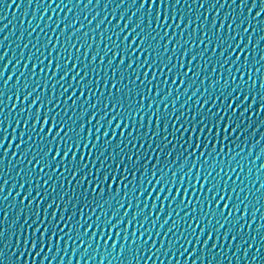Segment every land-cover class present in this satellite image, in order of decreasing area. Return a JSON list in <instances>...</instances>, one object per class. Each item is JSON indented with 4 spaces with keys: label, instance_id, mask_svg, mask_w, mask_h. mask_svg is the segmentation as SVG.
<instances>
[{
    "label": "water",
    "instance_id": "95a60500",
    "mask_svg": "<svg viewBox=\"0 0 264 264\" xmlns=\"http://www.w3.org/2000/svg\"><path fill=\"white\" fill-rule=\"evenodd\" d=\"M241 3L244 4L243 9L240 7ZM261 3H264V0H256L257 7L253 8L249 15L248 9L252 5V0H171L168 7H160V27L157 28L156 11L159 0H157V4H151V0H148V3H145L144 8L140 11H138L140 0H91V2L89 0H76L8 58L0 66V72L3 73L0 76V108L3 109V114L0 115V140H3V146L0 147V157L3 158L0 162V188H2V191H0V233H2L0 235V252L4 254L0 264H8L9 260L12 264H100L105 256L108 258L104 259V264H109L110 261L111 264H126L124 260L114 259V252L112 255H108L109 252H112V240L108 241L106 248L103 240H100L97 244V239L93 238L91 246H89V237L92 236V231H95V228L89 231L88 236L82 235L81 239H76L75 233H70L60 241L53 239L51 244H45L42 251L39 246L33 249L30 243L25 242L26 233L23 227L25 215L20 202L25 196H29L30 189L32 193L29 199L35 197L39 200L42 198L41 207H44L52 201L62 205V197L71 198L74 192L78 196L82 188L86 187V185H82L78 189L77 183L80 182V175L78 174L76 179L73 180L72 173L59 166V163H57L55 171L52 168H46L41 173V166L36 165L34 160L31 164L27 162L32 153L28 152L26 154V148L31 146L32 152H36L40 145L36 136H33L30 140L27 134L23 138L24 143L21 142L20 133L25 129V120H27V128L30 129L33 121L28 118L29 115L34 116L36 108L47 101L49 97H53V102L47 105L46 108H42L41 113L43 114L49 108H55L62 117L67 119L68 116L73 115V109L70 107L72 100H68L67 108L64 101L73 92L79 97L80 92L84 91V96L80 97L77 102L76 115L79 116L80 111L84 109L88 111L89 115L97 114L90 125L87 123L88 117H85V131L91 128L94 136L103 135L107 131L109 138L114 134L116 139L120 140L121 132H123L124 138L127 139L130 131L133 132V135H143L145 129L149 133L156 130L158 126L155 123V115L153 114L166 111L169 114L168 131L171 132L173 126L178 127L183 124V120L177 123L171 119L173 115L180 116L181 110L191 114V110L194 108L199 109L201 104H203L205 110L209 107L215 110L221 103L219 99L220 86L227 81L231 87H235V84L232 83V77H235V83L239 84L241 83L240 76L243 75L244 81L250 84L249 73H251L256 79V91L260 92V77L264 76V61L261 60V57L264 56V40L261 39V37H264V31L249 29L247 33H244L243 28H241L234 32L229 29L228 25L234 17L247 16L251 20L255 13L259 11ZM150 5L151 11L149 12ZM122 16L123 18H121ZM166 16L167 22H164ZM129 18H131V23L128 29L125 30L126 32L131 31V28L135 27L137 22H141V26L147 28L149 21H151V29H155L152 35L155 36L156 32H159V36L153 43H159L161 59L154 67L145 66L136 73L140 78L136 81L137 87H139L141 80L144 81L142 92L146 94L143 104L139 105L142 108L140 115L144 117L143 125L139 128V131H134L132 126L125 127L123 117L120 118L119 128H116L118 121L115 119L109 125L108 120L115 115V112L112 111L111 104L107 109L104 106V101L109 95L108 87L105 85L108 83L110 86L113 71L116 65L119 64L120 57L117 56L112 67H108V61L111 59L112 53L109 51L107 56L104 55L105 43L109 48L112 47V43L101 42L103 40L101 34L105 33L106 30L107 35H113L114 31L119 32L128 23ZM259 19L264 20V15ZM100 21H103V23H100ZM222 23L224 25L222 35L228 37L233 46L236 41L231 40L232 36H236L237 39H241L243 42H247L249 37L252 39V44L248 46L247 52L241 53L239 50L232 52L233 60L237 55H240L241 62H243L245 55L249 57L247 68L241 69L240 72L236 70L238 65L231 63L223 68L220 67L217 61H222L223 58L219 55V49L213 55V44L216 42L215 33ZM69 24L73 26L64 31L62 35V30ZM97 24H99L98 29ZM232 27L234 29L235 24ZM77 29H80V31L77 32ZM72 32H76V35L69 42L68 37ZM84 33H88L87 37L84 36ZM123 35L124 33H121L119 39L113 35V40L117 45L127 48L133 37L129 36L128 40L123 41V44H121ZM72 44H76L79 48V61H77V68L74 70L71 69L77 53L76 49L71 47ZM81 44H83V47H80ZM53 45L56 47L55 51H53ZM165 45H167L166 51ZM253 47H255V51H253ZM135 48L136 45H133V49ZM62 49H64V55L59 61L61 68L59 72H56L55 57ZM86 49H89L87 58H85ZM69 51L71 56H69ZM50 52L53 61L51 68H49ZM93 56L96 57L94 62L92 61ZM192 57H195V59H192ZM253 57L257 62L256 66L261 69L259 73L252 67ZM169 58L170 63L168 62ZM102 59L103 64L101 63ZM132 59L135 60L136 57L133 56ZM41 60H43L42 64L40 63ZM143 60L144 57L141 55L137 63L129 70L130 78H134L132 73L135 71L137 64L143 63ZM65 61L68 62V68L71 71H69L68 77L61 81L60 77L64 73L63 64ZM181 62H183V68L180 67ZM127 63L128 60L125 59V66ZM165 63H167V67L162 68L161 65ZM33 64L36 65L35 71L33 70ZM85 64H94L95 67V71L91 67L88 68L86 75L81 72V76L85 77L84 83L91 82L90 89H81L76 81L72 80V77L76 76V72L80 71ZM42 68L45 69L47 74V87L44 86L46 76L41 72ZM169 68L173 69L172 72L168 71ZM189 68L191 71H189ZM229 68L232 69L231 74L228 72ZM53 72L56 73L54 80L51 79ZM145 72H147L146 78ZM184 72H188V75L184 76ZM106 75L107 81L105 79ZM153 75H155L154 80ZM9 76L11 80H8ZM76 79L79 80L80 77H76ZM115 79H121L119 73L116 74ZM174 79L175 83H173ZM217 79H220V85L215 89L211 88L210 85ZM5 80H8L7 87L4 86ZM57 81L59 82L57 83ZM148 81H152V83L149 84ZM53 83L56 84L54 89L52 88ZM69 83H72L71 88L68 87ZM124 83L128 84L129 79H125ZM25 85H27V88H25ZM33 89L35 91H32ZM64 89H67V92H64ZM150 89L151 91H149ZM28 91H32V96L24 101L23 96ZM89 92L92 93V99H88ZM41 93L44 94L41 101L33 105L29 113L28 105ZM101 93H103V97L100 96ZM213 93L217 97L214 101L208 99ZM17 94L20 96L19 100L16 99ZM9 97L11 99H8ZM96 98L100 99L99 104H96ZM85 99H88V103L82 109L81 105ZM135 100L139 102L141 97L136 96ZM93 104H96L95 109L92 108ZM259 104L260 99L257 98L252 109L251 119L246 121L251 126L246 130H242L243 135H240V138L230 145L232 148L230 155L234 156L235 159L232 160L231 164H228L227 159L229 157H225L226 162L223 165L225 171H229L231 168H235L236 171L230 172V179L224 177L221 184L224 183V180H227L228 189L230 190L235 186L236 191L231 193V201L228 200L226 195L225 200L220 201V206L223 207L225 203H228L225 214H227V211H231L234 205L237 206V209L233 211L232 216L227 221L219 218L220 224H223L224 227H220L218 233L215 232L219 224L212 216L207 217V219L212 220L213 240L208 241L207 247L204 246L203 241L208 236V231L205 229L204 235L200 238V243H197L192 235V228H189V224H192L193 228L196 227V224L186 216V211L191 212L197 197L203 198L199 185L195 190L189 186V196L186 200H191L193 204H188L186 209L180 205L179 197L175 202H172L171 196L165 200L164 197L168 195L167 190L159 192L160 186L155 185V191L148 199L144 211V216L148 217L147 222L137 233L138 236L142 234L143 239L148 241L140 253L143 256L140 264H145V261H147V264H192L193 260L197 264H209V260H211V264H264V187H262L264 186V113L257 114ZM21 108L24 109L23 112ZM125 108L127 109V105H125ZM106 111L109 115H104ZM65 112H67V116H65ZM101 116H103V119H101ZM149 116H152L151 126L148 123ZM137 120H139V116ZM97 121H99L98 132ZM5 124L9 125L6 133L3 131ZM113 129H115L114 133ZM38 130L39 124L37 125ZM159 131L163 132V127H159ZM45 132H47V126H45ZM5 136L6 139H4ZM185 139H187V133H185ZM17 144L21 145L19 149L16 147ZM129 148L131 149V145H129ZM131 150L141 151L139 147ZM5 151H7L6 156ZM143 151H147V145H145ZM179 152L180 148L177 146L174 155ZM107 155L108 153H105V156ZM79 156L80 153L77 152V160H79ZM94 157L95 154H93V159ZM68 158L71 159V154ZM85 158L91 166L92 160L88 159L86 150ZM191 162L190 160L189 163ZM107 164L111 166L109 170L115 167V164L111 161H108ZM34 166L35 172H32ZM172 170L175 171V167ZM29 173L33 177L30 184L27 183ZM84 175H87V169ZM213 175L215 176V173ZM221 175L223 176V173ZM169 176H171V173H169ZM194 176L195 169L193 170V178ZM4 181H7V183ZM177 181H179V176H177ZM21 182H25L23 188L20 187ZM206 188L207 185H205V190ZM37 191L40 193L39 197H37ZM193 191L197 193L196 196L191 194ZM174 192L175 185L173 186ZM157 193L160 195L158 200L156 199ZM147 195L148 193H145L144 196L140 197L141 207H144V198ZM132 199L135 198L132 197ZM153 202L155 208L152 207ZM210 202L215 208V202L211 200ZM25 204H27V201H25ZM178 205L180 206L178 207ZM32 206L35 207L36 204L33 203ZM114 207L115 205H113ZM126 207L127 204H125ZM133 207L135 209V204ZM62 210L63 207L61 206L58 212ZM124 211L125 209L120 210L118 218L123 217ZM48 214L51 215V210ZM131 216L132 211H129L125 219H131ZM166 218L167 223H165ZM174 221L177 222L176 228L174 232H169L168 229L173 226ZM137 227H139V219L128 229L130 239L132 231ZM120 229H123V223ZM115 231L112 233L114 240L116 239ZM196 231L198 233L199 228ZM226 232L227 235H225ZM81 233H83V228ZM99 235L100 233L97 232V237ZM107 235V229H105L104 239H107ZM187 241H191V243ZM213 241H215V248L212 247ZM122 243H124L123 232H121V238L117 240V250ZM149 248H151V251H149ZM258 249L259 251H257ZM201 255L207 256L208 259L201 261L199 259ZM148 257H151V259H148Z\"/></svg>",
    "mask_w": 264,
    "mask_h": 264
},
{
    "label": "snow or ice",
    "instance_id": "6c2138e0",
    "mask_svg": "<svg viewBox=\"0 0 264 264\" xmlns=\"http://www.w3.org/2000/svg\"><path fill=\"white\" fill-rule=\"evenodd\" d=\"M91 2V0H89ZM171 0H159L156 11V20L158 21L157 28L160 27V7H168ZM145 3L148 0H140L138 11L144 8ZM151 4H157V0H151ZM203 6V5H201ZM241 9H243L244 4L241 3ZM256 0H252V5L248 9L249 15L253 8H256ZM151 11V5L149 6V12ZM135 15V13H133ZM264 15V3L259 6V11L255 13V16L251 20L247 16H241L240 18H233L232 22L228 25L229 29L232 31H238L243 28V32L247 33L249 29L256 31H264V20L259 18ZM123 18V16L121 17ZM175 18V17H173ZM183 19V18H181ZM227 19V17H225ZM167 22V16L165 21ZM103 23V21H100ZM131 23V18H129L128 23L121 28L119 32L113 33L117 39H119L120 34L124 33L123 41L128 40L129 36H132L131 42L128 44L127 48L117 45L115 40H113V35H107L102 33L103 40L101 42H111L112 47L109 48L107 43H105L104 55L107 56L108 52L112 53L111 59L108 61V67H112L113 61L116 60L117 56L120 57L119 64L116 65L113 71V77L110 82V86L106 83L108 87L109 95L104 101L105 109L108 108L109 104L112 106V111L115 115L108 120V124H112V120H117L116 128L120 127V118L123 117L125 127L132 126L134 131H139V128L143 125L144 117L140 115L142 108L139 105L143 104V100L146 98V94L142 92L144 81H140L139 87H137L136 81L139 80V76L136 75L141 68L148 66L149 68L154 67L157 62L161 59L159 52V43H153L156 41L159 32L156 35H152L155 29H151V21L148 22V27H142L141 22H137L135 27L131 28V31L126 32L129 24ZM235 24L233 29L232 25ZM247 26H244V25ZM73 25L69 24L65 29L62 30L61 34L67 29H70ZM215 26V25H213ZM119 27V25H117ZM99 24H97V29ZM224 28L223 23L220 28L217 29L215 33L216 42L213 44V55L216 54V50L219 49V55L223 58L222 61H217L221 68L229 63L233 65H238L237 72L241 69H245L249 63V57L244 56L243 62H241L240 55H237L235 60L232 59V52L239 50L241 53L247 52L248 46L252 44V39L249 37L247 42H243L241 39H237L236 36H232L231 40L236 41L235 45L229 41L228 37L222 35V29ZM139 30V31H138ZM77 32L80 29L76 30ZM135 34V35H133ZM76 35V32H72L68 37V41L72 40V37ZM88 33H84L87 37ZM167 35V33H165ZM137 38L139 42L137 43ZM211 39V38H209ZM264 40V37H261ZM133 45L136 48L133 49ZM72 48L76 49V57L72 64V69L77 68V61H79V48L76 44L71 45ZM83 47V44L80 45ZM207 47V46H206ZM56 50L55 45H53V51ZM167 50V45H165V51ZM206 50V49H205ZM89 49L85 50V58H87V52ZM255 51V47H253ZM139 53V54H137ZM186 54V53H185ZM64 55V49L57 53L55 57L56 60V72L60 71L61 64L60 58ZM144 57L143 63L137 64L135 71L132 73V77H129V70L133 68V65L137 63L140 56ZM69 56L71 52L69 51ZM135 56L136 59L133 60L132 57ZM52 53H49V68L52 65ZM95 56L92 57L94 62ZM125 59L128 60L125 66ZM195 59V57H192ZM264 61V56L261 57ZM252 67L257 73L261 71L259 67L256 66L255 58L253 57ZM170 63V58L169 61ZM43 63V60L40 61ZM103 64V59L101 60ZM191 63V61H190ZM5 67H7L5 65ZM36 65L33 64V70L35 71ZM64 73L61 75L60 80L63 81L69 75L68 62L65 61L63 64ZM92 68L95 71L94 64H85L80 71L76 72V76L72 77L73 81L80 86L81 89H90L91 82L84 83V76H81V72L87 74V69ZM162 68L167 67V63L161 65ZM180 67L183 68V62H181ZM172 68L168 71L172 72ZM189 71L191 69L189 68ZM215 71V69H214ZM232 69L229 68L228 72L231 74ZM41 72L45 74L46 79L44 86H48V78L45 69H41ZM119 73L121 79L116 80L115 76ZM55 72L52 74V78H55ZM3 73L0 72V76ZM145 78L147 77V72L144 73ZM188 72H184V76H187ZM76 77H80L79 80ZM107 81V75L105 76ZM129 79V83L125 84L124 80ZM155 75H153V80ZM11 80V77H8ZM8 80L4 81V86L7 87ZM249 84L244 81L243 75L240 76L241 83H235V77H232V83L235 87H231L227 81L220 86L219 99L221 101L220 106L213 110L209 107L205 110L203 104H201L199 109H192L191 114L181 110L180 116L173 115L172 120L179 123L183 120V124L178 127L173 126L171 132L168 131L169 126V114L165 111L160 114L155 115V123L158 126L156 130L149 133L147 129L143 135H133V132L128 133L127 139L124 138L123 132H121V139L117 140L113 134L110 138L108 132L105 131L103 135H93L91 128L85 131V117H88L87 123L90 125L92 120L96 118V113L89 115L86 109L81 110L79 116L76 115L75 109L77 107V102L80 97L84 96V91L80 92V96L77 97L76 93L73 92L71 96L67 97L64 101L66 108L68 107V100H72L71 109H73V115L68 116L67 119L62 117L55 108H49L41 113L42 108H46L47 105L52 104L53 97H49L47 101H44L36 108L34 116L29 115L28 118L32 119L31 128H27V120H25V129L20 133L21 142L24 143V136L27 134L29 139L33 136L38 138L39 149L36 152H32V147L26 148V154L31 152V158L28 159V163H32L34 160L36 165H40V172L43 173L44 169L52 168L54 171L57 168V163L59 166L63 167L66 171L72 173L73 180L76 176L80 175V182L77 183V188L80 189L82 185H86L79 192V195L72 194L71 198L62 197V205L57 204L56 201L41 207L43 199L37 200L35 197L29 199L32 190H29V196H25L21 202L25 215L24 220V231L26 233L24 240L26 243H30L31 248L35 249L37 246L40 247L42 251L45 244H51L53 239L60 241L68 236L70 233H75L76 239H81L83 236H88L90 230L92 231V236L89 237V246H91V240L93 238L97 239V244L100 240H103L104 246L107 248L108 241L112 240L111 249L108 255H112L114 252V259L124 260L126 264H140V260L143 256L140 253L143 251L145 245L148 241L143 239V235H137L140 229L143 228L144 224L147 222L148 217L144 216L145 208L147 207V201L151 197L152 192L155 191V185H159V192H165L167 190L168 195L164 197L165 200L171 196L172 202H175L177 197L180 198V205L187 208L188 204H193L191 200H186L189 196V186L195 190L197 185H199L200 191L203 193V198L197 197L196 203L193 204L191 212L186 211V216L189 217L195 224L196 227L193 228L192 224H189V228H192V235L195 237L197 243H200L201 236L204 235L205 229L208 231L207 239L203 241L205 247L208 245L209 240H213V228L212 220L207 219V217L212 216L216 219L219 227L215 229V232H219L220 227H224L220 224V219L225 221L232 216L233 211L237 209L234 205L231 211H227L228 203H225L223 207L220 206V201L227 198L231 201V193L236 191L235 186L232 189H228L227 180L221 184V180L224 177H230V172H235V168H231L229 171H225L223 165H225V157L227 163L231 164L232 160L235 159L231 156L232 148L231 144H234L236 140L243 135L242 130H246L251 125L246 123V121L251 119L252 109L257 100L260 99V104L257 107V114L264 113V76L260 77V92L256 91V79L249 73ZM59 81H57L58 83ZM149 84L152 81H148ZM175 83V79L173 80ZM183 83V81H181ZM220 85V79H217L213 84L210 85L211 88L215 89ZM55 83L52 84L54 89ZM15 87V86H14ZM69 88L72 87V83H69ZM159 87V86H157ZM27 88V85H25ZM114 90V91H113ZM32 91H35L33 89ZM32 91H28L24 94L23 100L27 101L30 96H32ZM151 91V89L149 90ZM67 92V89H64ZM43 93L36 96L32 103L28 105V111L31 112L33 105H36L38 101H41ZM103 97V93L100 94ZM136 96H140L141 100L137 102L135 100ZM75 97V99H73ZM92 93L89 92L88 99H92ZM8 99H11L9 97ZM16 99L19 100L20 96L17 94ZM88 99L83 101L81 108L88 103ZM209 100L214 101L217 99L215 93L209 96ZM100 103V99L96 98V104ZM207 103V101H205ZM96 104L92 105V108H96ZM127 105V109L125 108ZM15 107V105H14ZM58 107V105H57ZM130 109V110H129ZM23 112L24 109L21 108ZM3 114V109L0 108V115ZM104 115H109L106 111ZM67 116V112H65ZM139 116V120L137 117ZM103 119V116H101ZM163 122V123H162ZM149 126L152 124V116H149ZM39 124V130L37 131V125ZM17 126H19L17 124ZM45 126H47V132H45ZM9 125L5 124L3 131L6 133ZM159 127H163V132L159 131ZM55 130V131H54ZM15 131V129H13ZM99 131V121H97V132ZM115 129H113V133ZM54 133V134H53ZM185 133H187V139H185ZM239 133V135H237ZM171 137V139H169ZM7 137L5 136L4 139ZM114 145V146H113ZM139 147L141 151H133ZM147 145V151H143ZM172 147H169V146ZM3 146V140H0V147ZM20 144H17V149L20 148ZM179 146L180 152L176 153V147ZM219 146V147H218ZM63 149V151H61ZM85 150L88 154V159L92 160L91 166L85 158ZM111 150V151H109ZM77 152L80 153L79 160H77ZM105 153H108L105 156ZM69 154H71V159H69ZM93 154L95 157L93 159ZM7 151H5V156ZM2 157H0V162H2ZM192 161L189 163V161ZM111 161L115 164L114 168L110 169V165L107 164ZM151 165V167H149ZM178 165V167H176ZM175 167V171H173ZM87 169V175H84ZM195 169V176L193 178V170ZM35 172V166L32 169ZM171 173V176H169ZM215 173V176L213 175ZM223 173V176L221 175ZM63 175V173H61ZM177 176H179V181H177ZM33 177L29 173L27 177V183H31ZM7 183V181H4ZM187 182V183H186ZM131 185V187H129ZM175 185V192L173 193V186ZM205 185L207 188L205 190ZM25 182H21L20 187L23 188ZM151 186V190H150ZM264 187V186H262ZM2 191V188H0ZM144 207L140 206V197L144 196ZM196 196L197 193L193 191L191 193ZM210 194V195H209ZM40 196L39 191H37V197ZM132 197L135 199L133 200ZM219 197V199H217ZM156 199H160L159 193L156 195ZM215 202V208H213L212 203ZM27 201V204H25ZM33 203L36 204L33 207ZM125 204L127 207L125 208ZM135 204V209L133 205ZM113 205L115 207L113 208ZM178 205V207L180 206ZM63 207L62 211L58 212V209ZM155 208V203L152 205ZM90 209V211H88ZM125 209L123 217L118 218L120 210ZM138 209V210H137ZM49 210H51V215H49ZM132 211L131 219H125L128 216V212ZM163 211V209H161ZM97 213H99L97 215ZM86 217V218H85ZM95 217V219H93ZM139 219V227L135 228L131 233V239L129 237L128 229L131 225L135 224ZM206 221V222H205ZM123 223V229H120ZM167 223V218L165 219ZM176 223L173 222V226L168 229L169 232H174L176 228ZM87 225V227H85ZM83 228V233L81 229ZM199 228L197 233L196 229ZM67 229V231H66ZM107 229V239H104V231ZM115 231L116 239H113L112 233ZM187 230V229H186ZM259 231V229H258ZM97 232L100 233L97 237ZM121 232H123V241L117 250V240L121 238ZM2 235V233H0ZM227 235V232L225 233ZM235 239V237H233ZM191 243V241H187ZM215 241H213L212 247L215 248ZM151 251V248H149ZM185 251H187L185 249ZM259 251V249L257 250ZM39 255V253H37ZM195 255V253H193ZM4 258V254L0 252V260ZM108 257L105 256L100 264H104V259ZM151 259V257H148ZM201 261L208 259L207 256L201 255L199 258ZM8 264H12L9 260ZM111 264V261L109 262ZM147 264V261H145ZM192 264H197L195 260ZM211 264V260H209Z\"/></svg>",
    "mask_w": 264,
    "mask_h": 264
}]
</instances>
